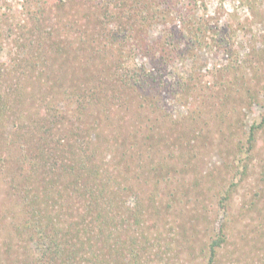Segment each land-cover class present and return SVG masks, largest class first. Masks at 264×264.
<instances>
[{"label":"rangeland","instance_id":"374dc122","mask_svg":"<svg viewBox=\"0 0 264 264\" xmlns=\"http://www.w3.org/2000/svg\"><path fill=\"white\" fill-rule=\"evenodd\" d=\"M84 1L69 0L57 10L60 0H0V157L9 153L13 164L22 153V142L39 143V125L45 113L49 119L46 128L62 130L59 117L49 111L50 105L66 108L70 119L66 127L73 123L80 131L86 129L83 135L107 164L116 158L108 150L110 146L129 143L137 127L142 130L144 120L109 104L105 116L92 110L85 114L90 116L89 123L84 116L77 123L75 103L61 94L64 84L70 88V79L59 83L49 78L48 85L35 84V75L51 63V56L56 58L58 67L53 69L58 71L66 51L75 50L81 8H89L96 21L98 0ZM159 2L167 15L150 22L141 20L136 27L146 43L157 41L154 45L159 48L167 42L164 38H169L165 30L173 33L171 40L177 31L181 33L179 14L186 11L195 20L204 21L207 28L199 43L187 42L189 37L180 34L185 36L180 42L185 53L176 57L168 49L171 58L158 77V88L146 90L151 91L155 103L139 107L140 113L151 112L159 127H154L155 132L164 136L156 139L153 162L145 160L141 169L144 176L152 164L148 183L142 184L148 193L143 196L146 207L141 208L144 221L140 228L141 242L147 239L140 242L146 249L145 264H264V0ZM86 21L84 17L81 22ZM51 30L59 45H49ZM135 62L152 70L159 68L150 57L137 55ZM155 93L163 96L161 101ZM165 109L177 124L160 113ZM166 139L175 142L177 149L166 147ZM170 155L171 164L164 165L168 169L155 176L153 163L165 162L162 157ZM130 160L131 167H136L134 158ZM170 170L175 171L172 194L166 193L164 184H156ZM11 192V174L0 160V264H10L14 250L26 252L36 245L27 233L15 232V223L26 214L23 217L12 209ZM215 238L222 241L211 257ZM121 261L118 264H123Z\"/></svg>","mask_w":264,"mask_h":264},{"label":"trees","instance_id":"16d2710c","mask_svg":"<svg viewBox=\"0 0 264 264\" xmlns=\"http://www.w3.org/2000/svg\"><path fill=\"white\" fill-rule=\"evenodd\" d=\"M68 1L60 0L61 4L56 9ZM85 1L92 3L96 0ZM151 2L98 0L96 21L88 12L91 10L82 7L78 29L80 36L78 34L75 50L66 51L68 55L63 58L58 71L53 69L58 67L54 65L56 58L53 55L51 63H46L47 66L41 67L40 72L35 75V84L44 82V86L48 85L49 78L50 82L53 80L59 83H63V78L70 79V88L64 84L62 88L65 89L61 94L65 100L75 103L77 123H81L80 118L83 116L84 121L89 123L90 116L85 114H91L92 110L101 111L105 116V109L107 112L109 110L108 104L112 109L122 107L138 120H144V123H141L142 130L136 126L133 140L129 143L120 141L108 148L116 158L113 156L110 164H107L97 147L83 135V132L87 133L86 129L82 128L80 131V126H74L73 123L66 127V121L70 120H67L66 108L50 105L49 111L59 117L62 130H48L44 124L49 122L45 113L39 125L42 131L37 137L39 143H31L29 140L22 142L20 149L23 150L14 159L15 164L11 162L8 152L2 154V165L11 174L12 209L18 210L23 217L26 214L25 219H19L15 223V232L27 233L33 243H36L34 249L28 247L25 253L14 250L10 264H118L119 260L123 264H145L147 259L144 260L143 253L146 249L140 247L143 236H140V228L144 221L141 208L146 207L143 205V196L148 193L142 184L148 183V172L152 164L144 176L141 169L145 168V160L153 162L152 154L158 147L156 141L158 137L164 139V136L155 132L154 129L159 127L156 126L157 120L151 117V112L140 113L139 107L147 108V103H155L151 91L158 88V77L161 78V71L170 61L171 52L168 49L173 50L176 57L185 53L184 45H180L185 36L180 34L184 32L189 37L187 42L199 43L203 41L201 35L207 28L204 21L195 20L186 11L179 14L182 32L177 31L174 39H170L173 33L165 30L164 34L169 38H164L167 42L162 43L159 48L154 45L157 41L153 44L146 43L138 36V22H150L154 17L167 15V12L159 8L163 5L159 0ZM83 16L86 23L81 22ZM52 35L54 32L51 30L48 32V38L51 39L49 45H59L58 38ZM59 49L62 50V47ZM137 55L150 57L159 68L152 70L142 63H136ZM47 88L51 90L53 86ZM147 88L151 91L147 92ZM161 97L163 96L160 95V101ZM156 105H152L153 108ZM167 111L165 109L160 113H165V118H169L167 120L177 124L170 112L166 114ZM150 122L153 125H148ZM100 123L103 124L104 120ZM127 129H123L125 133ZM253 130L254 127L251 128L248 143ZM164 142L166 147L177 149L175 142L168 139ZM131 157L137 163L136 167H131L128 162ZM171 158L172 155L162 157L161 161L165 162H154L153 174L156 176L161 169H168L164 165L166 162L170 163ZM174 175L175 171L170 170L166 177L160 176L156 184H164L166 193L172 194ZM153 191L150 187L149 192ZM60 216L66 219L62 220ZM134 231L139 235L137 238ZM146 240L143 238L141 243ZM221 241L220 238H215L211 242V257Z\"/></svg>","mask_w":264,"mask_h":264}]
</instances>
